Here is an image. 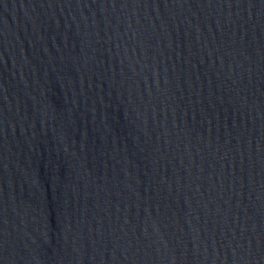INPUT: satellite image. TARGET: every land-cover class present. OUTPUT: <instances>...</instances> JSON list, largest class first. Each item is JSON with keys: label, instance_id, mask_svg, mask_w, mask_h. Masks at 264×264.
I'll use <instances>...</instances> for the list:
<instances>
[{"label": "water", "instance_id": "1", "mask_svg": "<svg viewBox=\"0 0 264 264\" xmlns=\"http://www.w3.org/2000/svg\"><path fill=\"white\" fill-rule=\"evenodd\" d=\"M0 264H264V0H0Z\"/></svg>", "mask_w": 264, "mask_h": 264}]
</instances>
